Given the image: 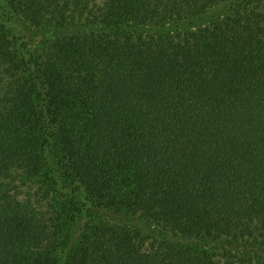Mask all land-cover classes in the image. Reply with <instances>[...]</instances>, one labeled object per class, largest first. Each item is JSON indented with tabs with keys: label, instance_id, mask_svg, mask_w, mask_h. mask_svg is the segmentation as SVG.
I'll return each instance as SVG.
<instances>
[{
	"label": "trees",
	"instance_id": "1",
	"mask_svg": "<svg viewBox=\"0 0 264 264\" xmlns=\"http://www.w3.org/2000/svg\"><path fill=\"white\" fill-rule=\"evenodd\" d=\"M0 264H264V0H0Z\"/></svg>",
	"mask_w": 264,
	"mask_h": 264
}]
</instances>
